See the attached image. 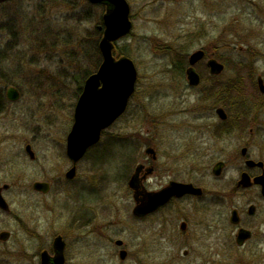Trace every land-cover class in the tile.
<instances>
[{
  "label": "rangeland",
  "instance_id": "rangeland-1",
  "mask_svg": "<svg viewBox=\"0 0 264 264\" xmlns=\"http://www.w3.org/2000/svg\"><path fill=\"white\" fill-rule=\"evenodd\" d=\"M128 1L133 28L115 41L114 53L122 56V49L134 60L136 89L126 111L78 161L74 179L65 175L67 135L81 86L102 62L99 24L106 7L89 0L0 4V95L9 86L20 91L8 106L0 102V123L8 128L0 130V151L9 156L5 163L0 158V184H11L5 192L11 211L0 210V231L13 232L0 240V264H40L41 251L54 254L59 234L66 264H264V199L259 187L238 186L247 167L242 147L264 160V94L257 82L264 77V0ZM200 48L225 68L214 76L204 60L195 86L174 62L188 64L189 53ZM218 107L231 121L219 117ZM148 146L158 153L148 189L167 183L168 153L195 150L199 159L183 162L182 178L219 190L222 203L209 194L185 202L181 216L168 208L134 215L128 182L139 163H153ZM220 159L226 166L215 178L212 167ZM38 179L51 181V191L33 190ZM252 203L255 236L240 248L231 210L239 208L246 220ZM182 221L189 234L182 233ZM117 239L124 241L125 259Z\"/></svg>",
  "mask_w": 264,
  "mask_h": 264
},
{
  "label": "water",
  "instance_id": "water-1",
  "mask_svg": "<svg viewBox=\"0 0 264 264\" xmlns=\"http://www.w3.org/2000/svg\"><path fill=\"white\" fill-rule=\"evenodd\" d=\"M94 4L106 5V12L103 15L104 32L99 42V47L102 53V63L98 70L92 73L85 81L83 90L77 100L74 112V123L67 136L66 152L71 159L73 166L66 172L67 178H73L76 175L77 162L85 155L87 150L98 143L101 139L102 132L110 127L127 109L129 100L136 89V81L138 78V70L136 64L129 56L117 57L114 54L115 41L126 36L133 28L131 19V5L128 0H89ZM205 56L204 49H198L192 52L189 56V67L186 69L188 82L190 85H198L201 82V75L196 70L195 64L202 60ZM210 73L220 74L225 65L218 61L215 57L207 61ZM258 87L261 93H264V79L258 77ZM8 96L12 100H16L20 93L17 88L10 87ZM219 117L225 119L226 111L223 107L216 109ZM26 149L31 157L35 156L30 144ZM247 148L244 147L242 152L245 154ZM154 152L152 147L146 148V153ZM248 164L254 163L249 159ZM261 165L263 162H259ZM144 164L140 163L136 166L134 173L129 179V187L134 190L133 197L135 206L133 214L141 217L148 215L160 207L164 206L172 196H182L185 194H202V188L195 186L192 183L171 182L168 186L159 190H144L142 189V180L140 172L144 168ZM222 163H217L214 166L213 173L218 175L222 170ZM253 183L261 186L264 195V175L250 179L248 173L244 172L238 182L244 187L250 186ZM35 190L47 193L51 189L50 182L37 180L34 182ZM1 191V188H0ZM0 206L8 209L7 202L0 192ZM254 207L250 208L253 212ZM240 217L237 210L232 211L231 222L238 223ZM185 226V223L182 224ZM10 235L8 231L0 233V239H7ZM251 236V231L246 228H241L237 236L238 244H243ZM117 245H123L122 239L115 241ZM66 241L59 234L54 238L53 250L51 255L48 250L42 252V264H66L65 256ZM127 250L121 249L119 254L121 259L127 256Z\"/></svg>",
  "mask_w": 264,
  "mask_h": 264
},
{
  "label": "flooded vegetation",
  "instance_id": "flooded-vegetation-1",
  "mask_svg": "<svg viewBox=\"0 0 264 264\" xmlns=\"http://www.w3.org/2000/svg\"><path fill=\"white\" fill-rule=\"evenodd\" d=\"M15 1H18V0H0V4H2V5H4V4H6V3H8L7 5H10V4H12V3H14ZM16 5H18V6H20V7H24V5L21 3V2H17L16 3ZM5 11H6V9H4ZM7 13V11L5 12V14ZM32 16V15H31ZM36 19V18H35ZM5 20H6V23H8V21H7V14L5 15ZM205 50V56H204V58L202 59V60H200L199 62H197L196 64H195V68H196V66H199L200 64H202L203 63V61L204 60H206V65H207V61L210 59V58H212V57H215L217 60H219L216 56H215V53H209L206 49H204ZM190 54L191 53H189V55H188V64L186 65V67H185V69H187L188 68V66H189V56H190ZM220 61V60H219ZM221 62V61H220ZM196 70L201 74V72L196 68ZM185 73H186V70H185ZM213 75V74H212ZM214 76H217V75H214ZM259 76H262L261 74H259L258 76H257V79H258V77ZM263 77V76H262ZM263 79H264V77H263ZM188 80V79H187ZM195 86H197V85H195ZM11 86H9L8 88H7V90H5L6 91V93H2L1 95H0V102L2 101L3 102V104H4V106H8L12 101H15V100H12V99H10V97L8 96V89L10 88ZM15 87V86H14ZM17 88V87H16ZM18 89V88H17ZM18 91H19V89H18ZM19 93H20V91H19ZM264 94V93H263ZM20 97V96H19ZM19 97L17 98V99H19ZM16 99V100H17ZM0 109H1V103H0ZM226 111V110H225ZM0 114H1V110H0ZM226 114H227V112H226ZM223 121L224 122H229V121H231V120H229V117H228V114H227V117L225 118V119H223ZM6 129H8V128H6V126H5V124H3V125H1V123H0V130H6ZM250 131L251 132H254V127H250ZM230 132V131H229ZM3 143V142H2ZM30 144V143H29ZM28 145V143L25 145V151L28 153V151H27V149H26V146ZM31 145V144H30ZM31 147H32V145H31ZM150 147H152L153 149H154V152H151L150 153V156H151V158H152V162L153 163H150L149 165L148 164H146V163H142V164H144L145 166H144V168L142 169V171L140 172V178H141V180H142V189H146V190H152V189H148V187L146 186V184H145V182L147 181V179H148V176H150V175H152L154 172H155V163H154V161H156L157 159H158V153H157V150H156V148H154L153 146H150ZM244 147H246L247 148V151H246V153L244 154L243 152H242V149L244 148ZM244 147H242V149H241V153H242V155H243V157L245 158V164H246V169H244L242 172H241V176H242V174L244 173V172H246V173H248L249 174V176H250V179L252 180V181H254V179L255 178H258V177H260V176H262V175H264V160L263 159H254V158H252V157H250V155H249V153H248V146H244ZM32 150H33V148H32ZM34 151V150H33ZM191 151V150H190ZM35 152V151H34ZM65 152H66V149H65ZM4 153H5V151H3L2 153H1V151H0V158L2 157V159H3V161H4V163H5V161H7V160H9V156L7 157V160H5V155H4ZM198 152L197 151H195V150H193V151H191V152H188V153H185V151L184 152H182V151H176L175 152V154H172V153H168L167 154V156H168V158H167V160H166V165H168V168H167V173H168V180H167V183L165 184V185H163V187H166V186H168L171 182H173V181H176V182H184V183H192V184H194L195 186H197V187H200V188H202V194H200V195H198V194H192V193H189V194H185V195H182V196H176V195H174V196H172V198H170V200L164 205V206H162V207H160L159 209H161V208H163V209H165V208H168L169 209V214H177V215H179V216H181V214H183L184 212H185V210H186V206H185V202H187V201H190V200H196L197 202L198 201H200V200H202L203 198H205V197H207V196H209V194H211L214 198H213V202L215 203V202H217L218 201V198L220 197V199H219V201L217 202L218 204H220V203H222V201H223V198L224 197H221V196H219V190L218 191H209V190H207V189H205L203 186H201L197 181H193V180H187V179H183L182 178V169H183V162L185 161V162H194V161H196L197 159H199V154H198V156L196 155ZM29 154V153H28ZM67 154V153H66ZM30 156V155H29ZM31 157V156H30ZM32 159H35L36 160V153H35V156L34 157H31ZM70 159V158H69ZM249 159H251V160H253L254 161V163H252V164H248L247 163V161L249 160ZM191 160V161H190ZM70 161H71V159H70ZM259 162H263V164L261 165ZM217 163H222V170H221V173L220 174H218V175H216V174H214L215 175V178H219L221 175H222V172H223V169H224V167L226 166V161L225 160H223V159H220V160H218V161H216L215 162V164H214V166L217 164ZM140 164V163H139ZM72 166H73V163H72V161H71V167L70 168H72ZM214 166L212 167V171H213V169H214ZM69 168V169H70ZM68 169V170H69ZM77 170H78V167H76V174H77ZM171 173H173V174H175V176L173 175H170ZM66 175V174H65ZM74 178H75V176H74ZM74 178H71V179H74ZM38 180H40V181H47V182H50V184H51V189H52V183H51V181H49V180H41V179H38ZM240 180V179H239ZM35 181H37V180H35ZM34 181V182H35ZM34 182L32 183V188H33V190H35L34 189V187H33V184H34ZM239 182V181H238ZM238 186H241V187H243V188H248V187H253V186H256V187H259L260 188V192H261V197H262V199H264V195H263V193H262V190H261V186L259 185V184H256V183H253L252 185H250V186H247V187H244V186H242V185H239L238 184ZM163 187H161V188H163ZM0 188H1V195H2V197L4 198V200L7 202V204H8V206H9V208L8 209H4V208H2L1 206H0V210H2V211H4V212H10L11 211V205H10V203L8 202V200L6 199V197H5V192H7L8 191V189H10L11 188V184L10 183H3V184H0ZM161 188H159V189H161ZM51 189H50V191H51ZM158 189V190H159ZM218 189V188H217ZM36 192H38V193H44V192H42V191H38V190H35ZM49 191V192H50ZM48 193V192H47ZM254 207V210H253V212H251L250 211V208L251 207ZM256 204H250L249 205V207H248V215H249V218H247L246 220L243 218V212L241 211V210H239V208H233L232 210H231V215H232V211L233 210H237V212H238V215H239V217H240V220H239V222L238 223H233V222H231V215H230V218H229V220H230V222H231V224H233L234 225V227L237 229V232H236V234H235V240H236V243H237V245L240 247V248H243V247H245V246H247L248 244H249V242L250 241H252L253 240V238H254V236H255V231L253 230V228L252 227H250V224H252L251 222H250V218L251 217H253L254 215H255V213H256ZM158 209V210H159ZM157 211V210H156ZM183 223H185V226H182V224ZM263 225H264V221H263V223H262ZM180 227H181V230H182V233L183 234H189V231H190V229L188 228V223L186 222V221H182L181 223H180ZM241 228H246V229H248V230H250L251 231V236L247 239V240H245V242L243 243V244H238V242H237V236H238V233H239V230L241 229ZM206 231H208L209 229L208 228H206L205 229ZM2 231H8V232H10V235L8 236V238L7 239H4V240H2V239H0V240H2V241H8V240H10L11 238H12V234H13V232L11 231V230H8V229H3V230H1L0 231V233L2 232ZM261 231H262V234L264 235V226H263V228H261ZM193 234V233H192ZM260 243H264V237H262L261 239H260ZM124 245V244H123ZM123 245H118V246H120V250L121 249H123L124 247H123ZM53 246V245H52ZM66 249V248H65ZM264 250V249H263ZM262 250V251H263ZM54 251V250H53ZM42 252L43 251H41V253H40V264H42ZM128 252V251H127ZM188 253V251L186 250L185 251V254H187ZM250 253H251V251H250ZM53 254V253H52ZM65 256H66V254H65Z\"/></svg>",
  "mask_w": 264,
  "mask_h": 264
},
{
  "label": "trees",
  "instance_id": "trees-1",
  "mask_svg": "<svg viewBox=\"0 0 264 264\" xmlns=\"http://www.w3.org/2000/svg\"><path fill=\"white\" fill-rule=\"evenodd\" d=\"M101 20V19H100ZM101 23H102V20H101ZM99 24V26L100 25H102V24ZM120 50V53H122V54H124L125 52H123V50L122 49H119ZM186 59L185 60H179V59H177V61H175L174 62V64H175V66H176V68L178 69V71H183V70H185V67H186ZM85 75H86V73H85ZM85 75H84V77H85ZM88 75H89V73H88ZM87 77V76H86ZM84 80H85V78H84ZM82 84V81H80V85ZM81 89H82V86H81ZM116 141H119V139H115Z\"/></svg>",
  "mask_w": 264,
  "mask_h": 264
}]
</instances>
